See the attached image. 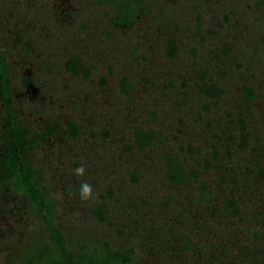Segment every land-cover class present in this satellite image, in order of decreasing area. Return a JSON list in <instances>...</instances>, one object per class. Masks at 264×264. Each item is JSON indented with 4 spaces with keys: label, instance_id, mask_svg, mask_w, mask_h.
Returning <instances> with one entry per match:
<instances>
[{
    "label": "rangeland",
    "instance_id": "1",
    "mask_svg": "<svg viewBox=\"0 0 264 264\" xmlns=\"http://www.w3.org/2000/svg\"><path fill=\"white\" fill-rule=\"evenodd\" d=\"M61 2L73 9L60 10ZM141 2L134 24L118 30L107 23L115 7L101 0H0V52L8 65L12 105L30 131L60 127L31 151L29 159L36 180L53 202L52 223L74 263L125 264L109 258L107 250H130L129 264H207L201 249H184L183 244L198 241L200 220L212 218L210 210L199 206L201 184L211 192L212 203L222 207L227 187L216 179L221 162L230 154L231 165L242 167L233 186L241 208L237 218L219 225L213 221L216 236L209 238L217 244L227 234L241 242L264 234L253 223L247 191L241 190L250 180L246 171L251 165L245 160L251 158L264 130L250 123L259 115H251L245 122L248 145L240 146L243 130L234 120L245 117V112L235 91L238 83L221 80L224 93L206 99L191 88L189 75L197 68L192 60L202 65L205 52L216 51L223 74L252 68V84L258 92L254 103L260 102L264 47L258 44L264 42V9L254 0H224L217 9L203 6L201 13L187 16L182 0L179 9L170 10L163 0ZM159 2L160 11L154 9ZM163 13L166 17H161ZM152 17L163 24L173 17L180 20L175 57H167L165 37L154 31L157 24ZM231 17L241 22V29H233ZM221 18L231 27L214 26ZM186 25L193 31L191 36L182 31ZM226 42L234 45L229 55L222 50ZM77 53L83 68L73 75L63 64ZM252 103L248 111L260 112L262 107ZM136 131L149 138L150 145L138 148ZM229 137L231 141H225ZM217 138L227 142L228 151L216 144ZM166 155H173L184 167L183 184L167 180ZM81 166L82 176L76 174ZM84 182L92 188L87 200L80 196ZM258 193L255 196L260 198ZM10 201L13 209L0 224V264H64L48 227L30 203ZM218 213L222 215L221 210ZM262 245L259 240L258 246ZM224 260L229 264L233 259Z\"/></svg>",
    "mask_w": 264,
    "mask_h": 264
},
{
    "label": "flooded vegetation",
    "instance_id": "2",
    "mask_svg": "<svg viewBox=\"0 0 264 264\" xmlns=\"http://www.w3.org/2000/svg\"><path fill=\"white\" fill-rule=\"evenodd\" d=\"M136 1L138 2V5H136ZM159 1V0H157ZM224 0H182L183 4L182 7L187 8L186 15L192 14L193 12L199 13L203 8V6L207 7V10H211L213 8L217 9L215 6H217L220 2ZM252 1V0H248ZM103 4H109L111 6L115 7V12L108 16L107 23L108 27L118 29V30H125L130 28L134 22L136 21L137 14L142 11L143 3L141 0H129L130 4H123L119 3L115 0H101ZM178 0H163L162 3L166 4V8L179 9L180 5L178 2V5L176 4ZM255 3H257L261 8L264 9V3L260 2V0H254ZM161 2L156 6H154V9L161 10L162 5ZM168 3V4H167ZM60 10H65L70 7V5L64 4L61 2ZM160 5V7H159ZM152 4H150V7ZM137 7V8H136ZM153 7V6H152ZM71 8V7H70ZM73 9V8H71ZM141 9V10H140ZM168 12V11H166ZM201 13V12H200ZM77 15V13H75ZM161 17H166V13H163ZM120 18V21H115V19ZM74 19V16L72 17ZM125 20L124 22L122 21ZM154 24H157L154 26V31L158 33H162L164 38V46H166V54L167 57L173 58L178 54L179 50V43L175 38L176 31L180 28V23L178 19H175L174 17L171 18V20H167L165 24L161 23L159 19H156L155 17H152ZM223 18L219 19L214 23V26L223 28L230 23H224L223 25ZM227 19V18H226ZM221 20V21H220ZM228 20V19H227ZM229 21V20H228ZM232 27L234 30L241 29V22L238 20H235L233 17H231ZM230 22V21H229ZM222 25V26H221ZM248 23L246 26L248 27ZM229 25V27H231ZM84 27V26H82ZM190 26L186 25L184 29L182 30L185 33L192 34V29L189 28ZM246 27V28H247ZM194 34V33H193ZM196 34V32H195ZM197 35H200L199 31L197 32ZM199 37V36H198ZM223 39V37H221ZM73 39V38H72ZM263 42V41H262ZM223 45V42H222ZM259 46L261 45L264 47L263 44L259 43ZM233 43H225L222 50L224 53L228 54L233 50ZM260 47V48H262ZM192 50L195 51V49L198 48V46L194 45V47H191ZM220 51V50H218ZM260 50L256 51L259 52ZM228 52V53H227ZM193 53V52H191ZM194 55V53H193ZM229 55V54H228ZM0 56L3 60V67L5 70V79L2 80L0 77V108L3 115V120L0 121V224L5 220V218L9 215V213L12 211V206H9L11 203V199L15 198L17 201H25L27 200L32 208L33 213L37 218L38 215L36 214L34 210V203L28 196V188L24 186H18L16 185V180L14 175L23 173L26 177L31 179L33 187L36 188L39 195H42V198L45 199L49 206L51 207V213L53 219V202L46 192L44 190L43 185H41L37 180L36 176L32 171L31 162L29 159V154L31 151L45 138H48L56 133L59 132L60 127H56L55 125H50L47 127H43L41 131H30L26 126L23 125V123L17 118L16 112L14 110V107L12 105V95L9 90V76H8V65L5 61V58L2 56L0 52ZM195 56V55H194ZM192 58V57H191ZM203 62L204 64H198V62L193 61L194 67H197L195 69V74H190L189 77H192L191 81L193 82L191 85L192 90H194L198 95L206 98V99H215L216 97L221 96L222 93H224V90L220 86V81L222 80L224 83H229L232 81H236L237 86H235V91L237 92L238 97L240 98V106L244 109L245 117H239L235 116L234 123L238 124V128L242 131L241 139L239 142L240 146L248 145V135L246 134V126L245 122L250 119L251 115H259L257 116V119H250V123H253L254 125L257 124V129H263L264 130V95L260 102H255V98L257 97V91L254 88L252 81L253 77L255 75V72L252 71V68L248 72L245 71H238L235 70L237 75H233L230 72L223 74L224 69L223 65L220 61L219 54L215 52H205V56H203ZM193 59V58H192ZM216 62V64H215ZM64 68L66 71L72 73L73 75L80 74L79 72L82 70V57L80 53H77L75 55H71L68 58L64 60ZM204 65V66H203ZM207 68H205L206 66ZM228 65V64H227ZM256 66V64H252V66ZM211 73H209V71ZM208 71V72H207ZM227 71V72H228ZM257 76V75H256ZM256 79V77H255ZM124 81H122L123 83ZM258 83V82H257ZM127 85V84H126ZM128 86V85H127ZM193 86V87H192ZM124 87V86H123ZM183 93L181 92L180 96H182ZM254 103L258 108H261V111H248V105L251 103ZM252 103V104H253ZM206 108V107H204ZM225 113H229V111H225ZM226 116V115H225ZM199 121V120H198ZM195 124V123H193ZM75 128V125H70V127ZM71 127V128H72ZM226 128V127H225ZM245 131V133H244ZM139 135L145 139L144 143L138 142L136 135ZM264 135H260V138L257 139L256 145L253 149V154H251V158L248 161V164L251 165L247 168L246 173L249 174L250 180L248 184H242L243 187H241V190L247 191L245 194L247 195V200L251 204V210L253 211V223L257 227L258 226V232L264 229V196H262V193L264 191V184H260L261 180H264V149L262 145L264 144V141L261 139ZM247 138V139H246ZM231 141V137L227 138L228 142ZM218 142L216 144H221V146L225 147L227 145V142H221L219 138H217ZM22 142H29L31 143L30 146L25 147L23 150L18 149L19 143ZM135 142L138 146V148H142L146 145H150L149 138H146L143 134L140 132H135ZM215 144V145H216ZM213 146V145H212ZM253 146V145H252ZM214 148V146H213ZM226 148V147H225ZM227 150V148H226ZM225 150V151H226ZM228 151V150H227ZM229 155V154H228ZM233 155L230 154L229 157L225 158L223 162V168L218 170L217 173V182L218 184H222L226 186L227 190H224L222 193V204L221 208L216 206V204L212 203L211 192H209L208 188L204 185H200V198L202 199V204H200V208H202L203 211H208L210 216L212 215V218L210 220L205 221L206 219H203V221L200 220L202 223V227L197 226L199 230V234H201V238H199L198 241L193 243H188V240L184 242L183 248H191L193 251L194 249L196 252L201 249V253H203L209 263L207 264H219L225 263L224 260L225 257L230 256L233 260L229 264H264V245L258 246L259 240L264 242V234L259 233L257 236L252 235L250 238L254 239L256 241V244L254 240H250V238H245L243 242L237 241L236 238H232L230 235L224 236V240H221V238L217 239L219 243H214L216 239H213L216 236V233L212 229L213 221H215L218 225L223 220L226 221L229 218H237L239 216V210H240V204L237 202L236 194L237 187H233L237 184H235V177H240L242 175V167L241 166H234L231 165ZM228 160V161H227ZM212 161H220V158L216 159L212 157ZM168 162L171 163V166L173 164L174 167L178 166L180 168L181 175H178L183 178L182 181H179L178 176H175L176 180L171 179L169 176L168 170ZM226 162H230V164ZM231 165V166H230ZM220 166V164H219ZM235 168H234V167ZM165 176L167 180L170 183L174 184H183L186 181L187 174L182 166V164L178 161L176 157L173 155H166L165 157ZM220 172V173H219ZM172 173V172H171ZM247 178V177H245ZM177 181V182H176ZM244 183V182H243ZM220 187V186H219ZM222 190V188H219V190ZM234 189V190H233ZM227 191V192H226ZM259 191V193H258ZM258 193L260 198H257L255 194ZM264 194V193H263ZM257 195V194H256ZM215 195L213 196V198ZM13 203V202H12ZM256 208V209H255ZM222 211V215L218 213V211ZM240 218V217H239ZM42 220L41 218H39ZM43 221V220H42ZM44 222V221H43ZM217 225V226H218ZM1 230V229H0ZM214 232V233H213ZM4 233H2L3 235ZM1 235V234H0ZM214 236L212 239L209 238V236ZM230 236V237H229ZM230 239V240H229ZM202 241H205L203 245H200ZM213 241V245L211 242ZM185 249V248H184ZM190 250V251H191ZM230 251H233V255H229ZM220 259V260H219ZM212 261V262H211ZM220 263V264H221Z\"/></svg>",
    "mask_w": 264,
    "mask_h": 264
},
{
    "label": "trees",
    "instance_id": "3",
    "mask_svg": "<svg viewBox=\"0 0 264 264\" xmlns=\"http://www.w3.org/2000/svg\"><path fill=\"white\" fill-rule=\"evenodd\" d=\"M260 2L264 3V0H260ZM136 5H138V2L136 1ZM137 8V7H136ZM126 20V19H125ZM125 20L122 19V21L124 22ZM115 21H120V18L115 19ZM0 77L2 80L5 79V70L3 67V60L0 56ZM138 142L144 143L145 139L141 136H139L138 134L136 135ZM31 143L29 142H22L19 143L18 145V149L21 151L23 150L25 147L30 146ZM168 169H170L171 171L168 170L169 176L171 177V179L176 180L175 176L181 175V172L179 171L180 168L178 166L174 167L173 164L171 166V163L168 162ZM172 172V173H171ZM15 180H16V185L18 186H24L27 187L28 189V196L30 197V199L33 201L34 203V210L36 212V214L38 215L39 218H41L44 223L46 224V226L48 227L49 230V235L52 239V241L54 242L55 248L56 250L60 253L61 258H63V262L64 264H80V262H73L72 259H70L69 252L67 251L66 245L63 242V240L61 239L60 234L58 233V231L56 230V228L54 227L51 218H52V213H51V207L49 206V203L42 198V195H39V193L37 192L36 188H31L33 187L31 179L26 177L25 174L20 173L17 175H14ZM179 181H182L183 178L178 176ZM177 182V181H176ZM108 256L111 259H116L118 261H121L125 264H129V260L130 257L128 256L130 253V250H126L125 252L122 251H114V250H107ZM83 255H79L78 261L83 257Z\"/></svg>",
    "mask_w": 264,
    "mask_h": 264
},
{
    "label": "clouds",
    "instance_id": "4",
    "mask_svg": "<svg viewBox=\"0 0 264 264\" xmlns=\"http://www.w3.org/2000/svg\"><path fill=\"white\" fill-rule=\"evenodd\" d=\"M84 172H85V169L82 166L76 169L77 175L82 176ZM80 196L82 199H85V200L89 199L92 196V188L87 182H84L81 185Z\"/></svg>",
    "mask_w": 264,
    "mask_h": 264
}]
</instances>
